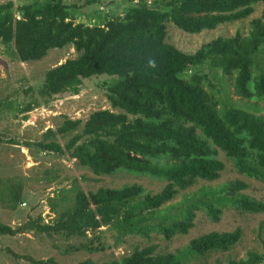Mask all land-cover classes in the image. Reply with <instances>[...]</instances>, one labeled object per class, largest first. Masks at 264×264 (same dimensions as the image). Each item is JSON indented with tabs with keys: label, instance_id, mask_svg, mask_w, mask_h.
Wrapping results in <instances>:
<instances>
[{
	"label": "trees",
	"instance_id": "obj_1",
	"mask_svg": "<svg viewBox=\"0 0 264 264\" xmlns=\"http://www.w3.org/2000/svg\"><path fill=\"white\" fill-rule=\"evenodd\" d=\"M120 2L126 3L122 10ZM260 5L264 0H24L0 5V48L13 61L40 62L51 50L68 47L78 55L48 71L38 90L26 92L37 98L19 105V114L64 94L78 96L86 80L110 79L103 86L110 110L97 111L84 123L65 118L24 147L76 161L97 177L120 172L166 183L158 194L140 184L85 192L80 185L85 179H74L49 198L55 215L51 222L38 217L17 229L0 222V236L32 231L50 239H84L66 253L94 254L128 237L150 241L155 234L170 242L189 235L197 212L211 222H219L225 210L263 214L264 203L245 194L249 185L241 181L202 186L171 203L200 182L220 180L226 170L220 152L236 173L264 184V114L257 107L264 103V10L250 22L246 36L219 37L195 54L167 42L168 25L199 35L248 20ZM91 7L117 9L90 17L84 10ZM231 94L243 102L232 101ZM6 104L12 103L0 102V113ZM67 137L64 145L59 143ZM45 178L54 184L60 177L47 171ZM23 191L22 184L7 185L0 199L17 210L25 204ZM109 233L113 246L107 243ZM242 238L238 228L200 236L173 253H159L156 245L136 247L113 264H208L230 253ZM262 245L263 253L248 252L226 264H264ZM9 253L31 264H58Z\"/></svg>",
	"mask_w": 264,
	"mask_h": 264
},
{
	"label": "rangeland",
	"instance_id": "obj_2",
	"mask_svg": "<svg viewBox=\"0 0 264 264\" xmlns=\"http://www.w3.org/2000/svg\"><path fill=\"white\" fill-rule=\"evenodd\" d=\"M9 1L21 2L24 0H0V5ZM78 0H67V3ZM123 1V0H122ZM126 5L120 2L117 7L122 10ZM117 8L112 7L114 11ZM107 8L91 7L84 10L88 16L93 17L100 13L110 11ZM118 10V12H120ZM264 5L257 7L256 12L248 20L220 26L214 31H205L199 35L186 34L172 25H168L167 42L186 54H195L205 44L219 37H234L237 33L246 36L250 30V22L260 18ZM0 48V102H11L2 108L0 113V181L4 185L22 184L26 206H20L17 210L7 208L0 199V222L14 229L25 224L28 219L42 217L45 223L51 222L55 215L51 213L49 198H52L58 190L69 187L74 179L84 178L80 185L85 192H96L100 188H121L124 185L140 184L148 192L158 194L165 186V182L150 179L148 177H136L126 173H120L112 177H97L87 170L81 168L76 161H68L51 153L28 151L25 142H38L48 129H57L65 118L81 120L86 122L89 117L100 110H110V104L105 94L104 83L110 79L98 77L86 80L83 83L78 96L64 94L52 101L48 106H42L29 114H19L16 109L19 105L33 102L37 96L30 90H38L45 78V74L64 64L67 60L78 57L72 47L63 50H51L46 58L40 62L21 63L12 60ZM262 58V57H261ZM260 58V59H261ZM264 60V59H263ZM263 66H264V61ZM231 100L241 104L239 98L231 94ZM244 103H247L244 101ZM250 104H255L252 102ZM260 114H264V103H258ZM118 113V111H114ZM28 116V119H24ZM69 139L59 138V143ZM220 159L225 163L226 170L220 180L213 183L200 182L185 193H181L172 203H180L185 194L192 193L202 186L219 187L234 181H241L249 185L244 193L264 203V184L247 179L236 173L232 163L226 159L224 153L220 152ZM55 171L59 179L54 184H48L45 172ZM183 194V195H182ZM240 228L243 232L242 240L236 247L226 254L214 256L208 264H226L228 259H244L248 252L263 253L264 242V213L258 215L240 214L234 210H225L219 222H211L202 212L196 213L195 227L186 236H178L167 242L162 237L152 234L151 240L146 241L139 237H128L118 247H108L105 252L88 253L86 251H75L66 253L70 246L79 247L86 240L67 241L61 236L50 239L44 235L31 233L30 237L19 234L16 238L7 235L0 236V264H31L30 262L17 259L9 253V250L21 257H31L37 261L54 259L58 264H113L114 261L127 256L136 247L144 248L149 245L158 246V252L162 254L173 253L200 236L212 232H233ZM105 230V229H103ZM108 234V244L113 246ZM14 237V236H13Z\"/></svg>",
	"mask_w": 264,
	"mask_h": 264
},
{
	"label": "crops",
	"instance_id": "obj_3",
	"mask_svg": "<svg viewBox=\"0 0 264 264\" xmlns=\"http://www.w3.org/2000/svg\"><path fill=\"white\" fill-rule=\"evenodd\" d=\"M0 215H1V212H0ZM1 217V216H0ZM28 219V221L30 220V218H27ZM27 221V222H28ZM26 222V223H27ZM25 223V224H26ZM24 225V224H23ZM10 227V226H9ZM12 228V227H11ZM14 229V228H13ZM31 233H33L32 231H26V233H24V234H22L23 236H27V237H30V235H31ZM8 237H10V238H13V239H15L16 237L14 236V237H12V236H8Z\"/></svg>",
	"mask_w": 264,
	"mask_h": 264
},
{
	"label": "built area",
	"instance_id": "obj_4",
	"mask_svg": "<svg viewBox=\"0 0 264 264\" xmlns=\"http://www.w3.org/2000/svg\"><path fill=\"white\" fill-rule=\"evenodd\" d=\"M26 206V204H23V207H25Z\"/></svg>",
	"mask_w": 264,
	"mask_h": 264
}]
</instances>
